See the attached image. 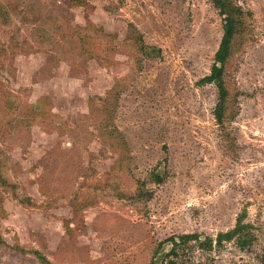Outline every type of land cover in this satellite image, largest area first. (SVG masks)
Listing matches in <instances>:
<instances>
[{
  "label": "rangeland",
  "instance_id": "rangeland-1",
  "mask_svg": "<svg viewBox=\"0 0 264 264\" xmlns=\"http://www.w3.org/2000/svg\"><path fill=\"white\" fill-rule=\"evenodd\" d=\"M88 1L0 0V264H40L14 247L148 264L241 216L248 248L196 247L189 264H264V0H236L222 125L216 86L199 84L220 61L210 0Z\"/></svg>",
  "mask_w": 264,
  "mask_h": 264
},
{
  "label": "trees",
  "instance_id": "trees-1",
  "mask_svg": "<svg viewBox=\"0 0 264 264\" xmlns=\"http://www.w3.org/2000/svg\"><path fill=\"white\" fill-rule=\"evenodd\" d=\"M75 6L88 7V0H70ZM220 15L223 16V37L217 57L220 59L218 67L203 77L200 85H215L218 90L217 104L214 110V117L218 124H224L228 107L231 100V92L225 82V69L229 59L232 56L237 40L241 36L244 28V12L241 7L236 4V0H210ZM233 11V13H230ZM1 13V10H0ZM88 36H84L83 39ZM142 42V41H140ZM143 49V47H142ZM104 135V134H103ZM2 161L0 159V181L6 187L8 182L2 174ZM155 180H159V176H154ZM144 185V184H141ZM143 187V186H142ZM244 216L238 218L235 227L226 232H219L216 237L205 236L200 234H181L175 237L171 242V248L168 252H164L163 243H159L155 249L153 256L148 264H189L187 253L193 248H198L203 252H211L214 249L222 248L228 242H234L240 249L244 250L250 246L254 239L251 233V225L244 223ZM192 244V245H191ZM7 245L0 235V246ZM20 254H32L40 264H53L44 254L38 250H30L29 252L20 247L13 248Z\"/></svg>",
  "mask_w": 264,
  "mask_h": 264
}]
</instances>
